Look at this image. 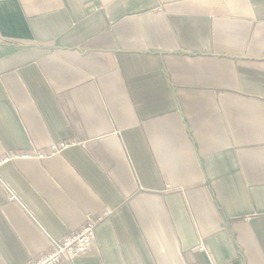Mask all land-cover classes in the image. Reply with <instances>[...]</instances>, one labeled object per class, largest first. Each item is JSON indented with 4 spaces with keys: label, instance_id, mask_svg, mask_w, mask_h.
I'll use <instances>...</instances> for the list:
<instances>
[{
    "label": "crops",
    "instance_id": "1",
    "mask_svg": "<svg viewBox=\"0 0 264 264\" xmlns=\"http://www.w3.org/2000/svg\"><path fill=\"white\" fill-rule=\"evenodd\" d=\"M59 141L0 165V264L103 210L74 264H264V0H0V156Z\"/></svg>",
    "mask_w": 264,
    "mask_h": 264
},
{
    "label": "built area",
    "instance_id": "2",
    "mask_svg": "<svg viewBox=\"0 0 264 264\" xmlns=\"http://www.w3.org/2000/svg\"><path fill=\"white\" fill-rule=\"evenodd\" d=\"M77 142L59 141L53 142L46 148H38L24 151H9L0 156V165L8 163L16 159H44L53 157L62 153L71 145H76ZM5 188L9 191L12 198L18 199L14 191L2 181ZM110 210H103L98 214L87 213L85 221L78 229L70 231L71 233L63 237L50 236L49 248L43 251L38 256L28 261V264H58L68 263L74 264L75 260L87 252L92 251L96 246L97 227L102 221L110 215ZM204 246H202L203 248Z\"/></svg>",
    "mask_w": 264,
    "mask_h": 264
}]
</instances>
